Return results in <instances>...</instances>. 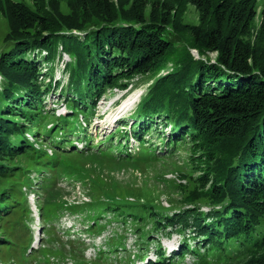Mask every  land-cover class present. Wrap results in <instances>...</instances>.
Here are the masks:
<instances>
[{
	"label": "trees",
	"instance_id": "trees-1",
	"mask_svg": "<svg viewBox=\"0 0 264 264\" xmlns=\"http://www.w3.org/2000/svg\"><path fill=\"white\" fill-rule=\"evenodd\" d=\"M187 4L198 12L195 24L179 21ZM0 9L8 23L4 42L12 45L0 51V113L18 109L23 117L9 114L8 121L0 114V178L21 173V165L8 160L40 156L23 137L26 121L41 133L43 117L39 61L29 62L26 54L43 49L44 61H54L61 41L74 58L66 64L67 91H78L68 99L87 120L92 104L86 102L101 91L137 75L156 76L137 109L141 131L134 136L142 147L145 125L162 116L169 130L159 136L162 146L184 149L199 171V186L195 182L185 197L217 205L192 213L195 237L219 248L223 264H264V8L253 35L255 0H0ZM167 28L201 55L215 51L213 61L194 58L187 47L177 56ZM171 58L173 69L161 74ZM72 125L58 129L68 135ZM130 160L127 154L120 161ZM15 193L14 183L0 191V214L19 201Z\"/></svg>",
	"mask_w": 264,
	"mask_h": 264
},
{
	"label": "rangeland",
	"instance_id": "rangeland-1",
	"mask_svg": "<svg viewBox=\"0 0 264 264\" xmlns=\"http://www.w3.org/2000/svg\"><path fill=\"white\" fill-rule=\"evenodd\" d=\"M255 2L252 35L258 30L264 8V0ZM179 21L197 23L196 8L187 4ZM7 26L0 9V51L12 46L4 42ZM167 31L177 56L187 47L194 58H208L209 62L215 58V51L201 55L170 28ZM45 53L34 49L26 54L29 62L33 57L39 61L36 82L41 85L43 117L38 123L41 133L35 134L26 121L23 137L40 150V156L33 161L22 157L8 160L21 165V173L0 178V191L14 183L19 200L0 214L4 242H0V264H223L226 258L216 253L220 249L206 244L203 236L195 237L191 227L192 213L207 212L217 205L193 200V194V201L185 197L195 182L199 186L195 179L199 171L184 149L162 146L159 136L169 131L161 124L162 116L145 125L150 129L143 134L142 147L134 136L141 131L136 124L140 118L137 109L156 76L137 75L123 79L125 86L101 91L92 99L94 103L86 102L85 106L92 104L91 113L86 111L87 120L68 99L78 95V91H67L70 70L66 64H74L73 56L61 41L53 53L54 61H44ZM173 67L171 58L160 72ZM2 81L0 74V89ZM9 112L0 114L8 121L12 119L9 114L23 119L18 115L20 110ZM59 120H63L60 125ZM65 123L73 124L69 136L58 129ZM84 135L91 137L86 140ZM73 150L82 152L71 153ZM127 154L132 160L120 161ZM227 251L236 253V249Z\"/></svg>",
	"mask_w": 264,
	"mask_h": 264
}]
</instances>
